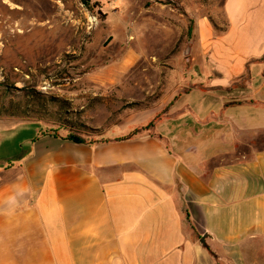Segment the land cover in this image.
Segmentation results:
<instances>
[{
	"label": "crops",
	"instance_id": "obj_1",
	"mask_svg": "<svg viewBox=\"0 0 264 264\" xmlns=\"http://www.w3.org/2000/svg\"><path fill=\"white\" fill-rule=\"evenodd\" d=\"M224 15L184 59L169 47L87 74L74 105L98 139L41 130L4 161L0 264H264V0ZM130 88L156 103L103 126L96 101Z\"/></svg>",
	"mask_w": 264,
	"mask_h": 264
},
{
	"label": "rangeland",
	"instance_id": "obj_2",
	"mask_svg": "<svg viewBox=\"0 0 264 264\" xmlns=\"http://www.w3.org/2000/svg\"><path fill=\"white\" fill-rule=\"evenodd\" d=\"M225 1L0 0V168L9 165L4 163L8 158L16 164L24 139L41 130L98 139L100 131L80 120L85 110L74 105L76 97H83L80 93L95 90L83 78L120 65L128 54L144 62L165 60L166 49L176 47L173 56L186 58L185 50L196 47L201 21L214 27L225 21ZM146 70L143 81L148 75L156 78L153 68ZM129 91L96 101L107 109L103 126L120 120L124 111L157 101L146 90L136 95ZM15 119L39 122L25 127Z\"/></svg>",
	"mask_w": 264,
	"mask_h": 264
},
{
	"label": "trees",
	"instance_id": "obj_3",
	"mask_svg": "<svg viewBox=\"0 0 264 264\" xmlns=\"http://www.w3.org/2000/svg\"><path fill=\"white\" fill-rule=\"evenodd\" d=\"M78 126L82 127L83 125L78 124ZM68 138H69L70 140H72V141L78 143V144H83V143H86L87 141H94V140L84 139V138L79 137V136L74 135V134L69 135ZM188 217H189V216H188ZM188 219H189V218H188Z\"/></svg>",
	"mask_w": 264,
	"mask_h": 264
},
{
	"label": "water",
	"instance_id": "obj_4",
	"mask_svg": "<svg viewBox=\"0 0 264 264\" xmlns=\"http://www.w3.org/2000/svg\"><path fill=\"white\" fill-rule=\"evenodd\" d=\"M205 240H206V239H205V238H203V239H202V243H205Z\"/></svg>",
	"mask_w": 264,
	"mask_h": 264
}]
</instances>
